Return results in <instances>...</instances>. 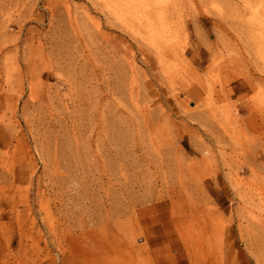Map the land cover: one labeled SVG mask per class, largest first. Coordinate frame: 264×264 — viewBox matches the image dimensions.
Wrapping results in <instances>:
<instances>
[{
  "label": "rangeland",
  "instance_id": "rangeland-1",
  "mask_svg": "<svg viewBox=\"0 0 264 264\" xmlns=\"http://www.w3.org/2000/svg\"><path fill=\"white\" fill-rule=\"evenodd\" d=\"M0 264H264V0H0Z\"/></svg>",
  "mask_w": 264,
  "mask_h": 264
}]
</instances>
